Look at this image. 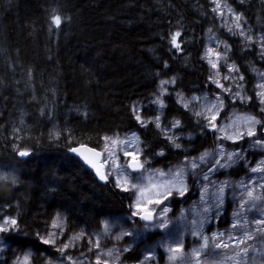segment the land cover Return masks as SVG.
Masks as SVG:
<instances>
[{"label":"snow or ice","instance_id":"1","mask_svg":"<svg viewBox=\"0 0 264 264\" xmlns=\"http://www.w3.org/2000/svg\"><path fill=\"white\" fill-rule=\"evenodd\" d=\"M244 2L239 0L240 5ZM209 3L210 13L215 14L212 19L219 17L227 33L239 38L235 42L237 51L264 61V33H254L243 12L236 11L231 5L222 4L221 0H209ZM225 11L231 17L230 23L225 18ZM57 12L53 9L50 16V32L60 29L62 23L70 22V17ZM182 29L183 25L179 24L160 38L167 40L169 53H183L184 65L192 67L188 50L192 38ZM207 32L210 34L209 44L199 56L208 66L207 75L201 85L188 89V96L183 88V78L179 73L169 75L168 60L157 57L164 75L149 73L158 81L155 90L147 98L135 100L128 106L133 127L123 134L104 135L99 151V144L89 146L77 142L73 146L70 130L64 137L67 151L92 170L99 181L111 184L128 201L127 214L120 217L118 223L105 222L104 235H114L117 242L130 239L122 247L108 248L105 252L101 250L99 234L91 227L81 229L75 236H66L60 210H54L55 219H51L52 213H49L50 224L46 221L43 231H33L22 218L20 206L13 207L11 201L2 199L0 264H31L30 258L39 259L40 264H85V259L91 260L92 257L94 264H109V260L102 259V256L112 257L113 264H116L123 254L133 249L134 244L144 245L138 249L134 264H176L177 261L180 264H264V72L251 68L260 79L251 89L253 94L249 95L245 89V74L229 55L232 46L211 35L213 28L209 27ZM248 63L251 67V61ZM193 91L200 95H192ZM245 105L257 110L256 115L243 118L245 127L239 126V118L229 124L220 123L221 119L231 120L228 111L222 114V109L234 114L237 107ZM41 112L43 114V109ZM23 115L20 119L22 126ZM23 130V127L14 125L13 139L8 143L12 152L21 158V163L32 154L27 143H17L23 139L19 135ZM62 131L50 132L48 138L59 140ZM209 139L210 150L199 152L198 146ZM170 149L181 151L171 152ZM194 151L199 155H194ZM149 159L164 167L149 165L146 168ZM145 173L149 174L146 176ZM157 173L164 178L156 179ZM241 173L244 175L238 181L230 178ZM222 174L224 179L220 178ZM18 182L17 169L0 168V189L10 191ZM197 193L198 200L193 203L201 211H196L195 207L189 209L194 217L190 220V227L185 224L184 229L170 228L171 209L187 203ZM228 205L232 208L230 217L223 215ZM7 208H13L15 215L6 211ZM187 219L181 212L179 220ZM206 225L210 234H205ZM138 227L142 230L138 231ZM185 231L199 240V246L192 248L187 260L183 256ZM145 232L152 233L147 239L155 240L154 244H147ZM62 235L64 239L57 243L56 237ZM29 236L32 237L30 241L21 239ZM81 239L84 240L83 250L77 249L79 255L74 257L69 249ZM257 240L259 247L256 243H248ZM93 248L100 251L93 252ZM85 251L92 253V257L82 259ZM202 255L210 258L202 260Z\"/></svg>","mask_w":264,"mask_h":264},{"label":"trees","instance_id":"2","mask_svg":"<svg viewBox=\"0 0 264 264\" xmlns=\"http://www.w3.org/2000/svg\"><path fill=\"white\" fill-rule=\"evenodd\" d=\"M223 1L243 12L253 30L264 33V0H245L243 5L239 0ZM53 9L70 17V22L50 32ZM214 15L209 0H0V164L17 169L20 181L10 191L0 189V200L19 205L33 231L44 228L46 221L50 224L49 213L54 219V210H60L69 234L88 227L95 231L105 221L125 216L128 201L124 194L99 181L69 153L64 137L70 130L73 146L77 142L99 144L101 149L104 135L123 134L133 127L128 106L155 90L158 81L149 73L161 72L157 57L168 60L169 75L179 73L183 78L188 96V89L201 85L207 75L208 66L199 56L209 27L211 35L232 46L229 55L245 74V89L252 95L251 68L264 70V61L238 52L235 42L239 38L231 37L218 17L212 19ZM178 22L192 38L188 45L192 67L184 65L183 53H169L167 40L160 38L178 27ZM78 108L81 113L75 112ZM246 109L256 115L255 108L246 105ZM14 125L24 128L19 133L23 139L17 143H27L32 149L23 163L8 146ZM59 130H63L59 140L48 138L50 132ZM210 144L209 139L198 146L199 152L210 150ZM7 211L15 215L13 208ZM184 211V204H177L170 217L176 213L180 217ZM225 216L229 217L227 211ZM184 224L179 220L175 227L181 229ZM151 234L145 232V236ZM146 242L152 245L155 240ZM248 243L259 244L258 240ZM142 247L134 244L118 264L134 263Z\"/></svg>","mask_w":264,"mask_h":264},{"label":"rangeland","instance_id":"3","mask_svg":"<svg viewBox=\"0 0 264 264\" xmlns=\"http://www.w3.org/2000/svg\"><path fill=\"white\" fill-rule=\"evenodd\" d=\"M221 3L223 4V3H225L223 0H221ZM233 7V6H232ZM234 8V7H233ZM225 18H226V20L230 23L231 22V17L228 15V13H227V11H225ZM218 19H219V21H220V23H221V25H222V22H221V19L218 17ZM223 26V25H222ZM224 27V26H223ZM225 28V27H224ZM226 29V28H225ZM253 32L254 33H258V32H256L255 30H253ZM208 44H209V41H208V39H207V41H206V46H208ZM205 46V47H206ZM221 47H222V45H221ZM258 71H260V72H264V70L263 69H258ZM222 75H223V73H222ZM254 86H255V84L258 82V80L260 79V77H258V75H257V72H254ZM242 95H243V92H242ZM146 102V101H145ZM79 109V111H75L76 113H81V109L80 108H78ZM222 111V114H223V112L224 111H228V114H229V116L231 117V120H226V119H221V121H220V123L221 124H229V123H231L232 121H237V118H239V120H238V123H239V126L241 127V128H243V127H245V125H244V123H243V118L244 117H246V116H249V115H254L251 111H249V110H247L246 109V105L245 106H241V107H237L236 109H235V113L233 114L232 113V111L231 110H228V109H222L221 110ZM258 118V117H257ZM259 119V118H258ZM150 127H151V125H150ZM156 131H158V130H156ZM138 135H139V133H137ZM128 135L130 136L131 135V133L129 132L128 133ZM162 138V137H161ZM163 139V138H162ZM141 140L143 141L144 139L141 137ZM174 150H176V149H174ZM107 155V153L106 152H104V156H106ZM142 160H143V157H142ZM121 163L123 164V161H121ZM149 165H151L152 166V168H163L164 166L163 165H160V164H156L154 161H152L151 159H149L148 160V164L147 165H145V167L147 168ZM5 167V166H4ZM173 167H175V165H173ZM0 168H3V167H1L0 166ZM107 170V169H106ZM229 171H232L231 169L229 170ZM149 173H145V175L147 176ZM243 173H241L240 175H236V176H232V177H230L232 180H239V179H241L242 177H243ZM156 179H163L164 177H159V174L157 173L156 174V177H155ZM221 179H224L225 178V176L224 177H220ZM226 191H227V189H226ZM206 199H207V197H206ZM195 200H198V193H197V195L196 196H194V197H192V199H189L188 200V202L187 203H184V208H185V210H186V212L184 211L183 213H184V215L186 216V213H187V220L186 221H182L183 223H185V224H188L189 225V227H190V220L192 219V218H194L193 217V215L189 212V209L190 208H193V207H195V209H196V211H201V208L198 206V205H194V201ZM9 208H7L6 209V211L8 210ZM172 210V209H171ZM171 212V211H170ZM227 212H228V216L230 217L231 216V212H232V208H231V206L230 205H228L227 206ZM13 214V213H12ZM225 214H226V212L223 214L224 216H225ZM14 215V214H13ZM169 216H170V213H169ZM56 217H54V219H55ZM119 218L120 217H115V218H112V219H110V220H108V221H105V222H108L109 224H115V223H118L119 222ZM249 218H251V216L249 217ZM172 224H170L169 225V227L171 228V227H173V226H177V227H179V215H178V213H176L172 218ZM105 222L102 224V226H101V228H99L98 230H95V232L96 233H98L99 234V238H100V243H101V250H103V251H107V249L108 248H112V247H116V248H120V247H122L123 246V244L125 243V241L126 240H129L130 238H124L123 240H121V241H119V242H117L116 240H115V238H114V235H109V236H105L104 235V227H105ZM141 223H143V222H141ZM184 224V225H185ZM63 225H64V222H63ZM184 225L181 227V229H184ZM218 227H223L222 225H217ZM176 228V227H175ZM44 230V228H42V229H40L39 231H43ZM53 231H56V230H54L53 229ZM155 231H157V230H152V232H155ZM205 234H210L209 233V226L208 225H206L205 226ZM79 233V232H78ZM78 233H73V234H69L68 232H67V230L65 229V226H64V235H66V236H75V235H77ZM149 233H151V232H149ZM149 235H147V236H145L144 235V239L145 240H147V237H148ZM85 238H86V236H85ZM56 239H57V243H59L62 239H64V236L62 235V236H58V237H56ZM157 239H159L158 237H157ZM67 242V241H66ZM75 243V247H71L70 249H69V251L74 255V257L75 256H77V255H79V253L77 252V249H81V250H83V245H84V240L83 239H81V240H79V241H75L74 242ZM199 246V240H198V238H196V237H192L191 235H190V232L189 231H185L184 232V253H183V256H184V259L185 260H187L188 259V256H189V254L191 253V250H192V248L193 247H198ZM258 247H259V244H258ZM51 250V249H50ZM97 251H100V250H97V249H95V248H93V252H97ZM158 251H163V249H159ZM213 251H218V250H213ZM18 254H20V255H22L23 253L22 252H18ZM251 254V253H250ZM125 255H126V253H125ZM34 256H35V253H34ZM86 257H92V253H89V252H87V251H85V257H82V259H85ZM104 258H107L108 260H109V264H113V258L112 257H103L102 256V259H104ZM210 257L209 256H207V255H202V257H201V259L203 260V259H209ZM30 260H31V264H40V261H39V259H36V258H30ZM165 261H166V257H165ZM119 263V261H116V264H118ZM85 264H94V257H92L91 258V260H89V259H85ZM128 264H134V263H128ZM162 264H164V262H162ZM176 264H180V261H177L176 262Z\"/></svg>","mask_w":264,"mask_h":264},{"label":"water","instance_id":"4","mask_svg":"<svg viewBox=\"0 0 264 264\" xmlns=\"http://www.w3.org/2000/svg\"><path fill=\"white\" fill-rule=\"evenodd\" d=\"M98 151L100 150V149H97ZM104 155V154H103ZM101 159H103V156H102V158ZM86 167V166H85ZM87 168V167H86ZM89 171H91L93 174H94V172L92 171V170H90L89 168H87ZM103 183V182H102Z\"/></svg>","mask_w":264,"mask_h":264},{"label":"bare ground","instance_id":"5","mask_svg":"<svg viewBox=\"0 0 264 264\" xmlns=\"http://www.w3.org/2000/svg\"><path fill=\"white\" fill-rule=\"evenodd\" d=\"M1 167H4V165L0 164Z\"/></svg>","mask_w":264,"mask_h":264}]
</instances>
